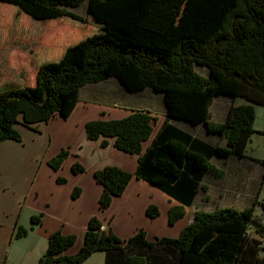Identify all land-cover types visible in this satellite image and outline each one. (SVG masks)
<instances>
[{
    "label": "trees",
    "instance_id": "16d2710c",
    "mask_svg": "<svg viewBox=\"0 0 264 264\" xmlns=\"http://www.w3.org/2000/svg\"><path fill=\"white\" fill-rule=\"evenodd\" d=\"M85 2L83 18L71 9ZM0 4L17 8L9 9L23 19L27 15L65 22L77 32H72L76 40L63 48L39 46L34 82L28 80L32 86L0 89V143L21 141L16 129L20 123L29 127L55 115L69 118L87 84L116 78L131 93L149 88L162 95L165 123L146 151L143 143L151 140L157 122L148 112L86 125L88 140L113 138L118 150L139 156L134 174L116 167L95 173L103 188L101 210L123 196L134 178L190 207L200 191L207 190L202 185L205 174L221 173L210 163L212 158H247L256 132L255 105L264 107V0H0ZM94 25L98 30L90 34ZM198 68L206 69L207 75L199 74ZM221 97L245 104L232 103L226 120L213 123L210 111ZM172 121L203 126L207 135L225 140L227 147L194 138ZM69 153L64 150L50 160L54 171ZM252 160L264 167V160ZM72 171L79 174L84 167L75 165ZM79 195L76 188L73 199ZM257 205L256 200L242 211H197L177 239L153 242L144 230L120 240L104 233L93 218L85 245L75 256L66 251L75 246L76 237L57 232L50 236L39 264H85L96 252L106 253L105 264H264V215H255ZM261 207L264 212V202ZM147 216L158 218L159 208L150 206ZM184 216L183 208L172 209L169 222L173 225ZM32 222L38 225L41 218L33 217ZM27 233L19 227L16 237Z\"/></svg>",
    "mask_w": 264,
    "mask_h": 264
},
{
    "label": "crops",
    "instance_id": "0c3cea01",
    "mask_svg": "<svg viewBox=\"0 0 264 264\" xmlns=\"http://www.w3.org/2000/svg\"><path fill=\"white\" fill-rule=\"evenodd\" d=\"M47 38L48 34L43 32L33 38L35 52L29 53L32 54L28 60L30 66L21 63L27 57L25 52L15 55L14 65L21 71L13 75L14 82L0 81V89L12 90L34 84L18 82L17 79L22 78L23 72L28 74L31 70L27 76L30 82H34L39 46L43 44L41 40ZM221 99L230 105H225L218 118H215L211 108L213 123L226 120L232 103L241 104H236L238 100L232 101L226 97ZM165 110L159 93L149 88L131 93L119 80L111 78L105 82L85 85L79 92L77 107L67 119L55 115L49 122H39L29 127L23 123L18 124L16 129L21 134V141L5 140L0 143V264H39L47 251L50 236L57 232L67 237H76L75 246L66 251L67 256H75L85 245L86 233L93 218L101 223L104 233H112L120 240L131 239L137 232L144 230L147 240L153 242L157 238L177 239L192 222L197 211L214 212L220 208L242 211L254 205L264 183V167L252 160L264 159L247 154L254 143V135H258L256 132L248 144L247 158L232 156L226 160H210L221 173L219 176L205 174L202 185L207 190L200 191L192 206L185 207L146 181L134 178L123 196L114 198L107 210H101L99 200L103 188L95 178V173L116 167L134 174L138 170L139 156L118 150L113 138L88 140L86 125L93 121H120L132 112H148L157 118V122L151 140L143 143V151H146L165 123ZM171 123L211 146H220L217 141L209 142L205 139L203 126L194 128L184 122ZM191 128H197L198 131L194 133ZM261 134L264 135V131ZM103 142L108 146L103 147ZM64 150L70 153L62 167L54 171L49 162ZM75 165H81L84 171L73 173ZM76 188L80 195L73 199ZM150 206L159 208L158 218L147 216ZM175 208H183L185 216L171 225L170 212ZM33 217L41 218V223L33 224ZM19 227L28 231L22 239L16 237ZM105 262L106 253L96 252L85 264Z\"/></svg>",
    "mask_w": 264,
    "mask_h": 264
},
{
    "label": "rangeland",
    "instance_id": "374dc122",
    "mask_svg": "<svg viewBox=\"0 0 264 264\" xmlns=\"http://www.w3.org/2000/svg\"><path fill=\"white\" fill-rule=\"evenodd\" d=\"M9 8L17 9L8 4H0V81L14 82L12 79L13 75L16 74L18 70H20L19 68H17V65H14L16 64L14 59L17 53L20 54V52H25V55L27 57L26 59L21 61V63L24 62L25 64L30 66V62H28V60L30 59L29 57L32 56V54L29 53L35 52V47H34L35 41L33 38L37 34H39V32L48 34V42L42 39L41 43L52 44L53 46L59 48H63L66 45H69L76 40L74 39L72 32L74 33L77 32L74 31L73 29H69L68 27H65L63 25L66 24L65 22L63 23L59 21L45 22L43 20L32 19L27 15L23 19L17 16L15 13H13V11L10 10ZM71 10L75 14L84 18L87 15V2L83 3L80 7L76 9L73 8ZM97 30H98L97 26L94 25L91 28V30H89V32L90 34L91 32L93 34V32H96ZM30 35H32L31 38ZM30 71L31 70H29L28 72L30 73ZM197 71L199 74L207 75L206 69L198 68ZM28 74L26 72H23V75H21L22 76L21 79L23 80L17 79L18 82L29 83L27 76ZM239 103L243 104L245 102L239 99L236 102V104ZM225 105L226 107L230 105L229 102H227L225 99L220 98L215 100L211 111L215 116V118H218L219 112L223 111ZM255 109H256L255 128L257 130L255 128L254 129L256 130V133L258 135H254L253 138L254 143L251 144V148L248 149L247 154L248 156L264 159V135L261 134L264 131V107L255 105ZM191 129L192 131H194V133L198 131L197 128L196 129L191 128ZM257 131H261V132H257ZM204 134H205V139L208 140L209 142L217 141L220 144V146H224V148L227 147L226 146L227 142L225 140H221L218 137H211L206 133ZM257 196H256L257 197L256 200L259 202V205H257V207L259 208H257L255 214L258 218H260L264 215L263 208L261 207V203L264 202V183L261 185V188L258 191ZM251 233L254 234L253 231Z\"/></svg>",
    "mask_w": 264,
    "mask_h": 264
}]
</instances>
